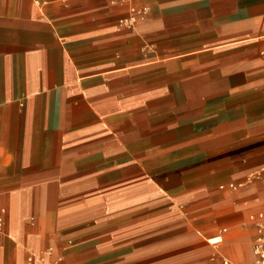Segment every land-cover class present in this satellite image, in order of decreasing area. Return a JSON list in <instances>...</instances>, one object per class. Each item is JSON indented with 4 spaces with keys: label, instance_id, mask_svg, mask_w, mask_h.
I'll list each match as a JSON object with an SVG mask.
<instances>
[{
    "label": "crops",
    "instance_id": "1",
    "mask_svg": "<svg viewBox=\"0 0 264 264\" xmlns=\"http://www.w3.org/2000/svg\"><path fill=\"white\" fill-rule=\"evenodd\" d=\"M112 1L0 0V264L253 263L264 0Z\"/></svg>",
    "mask_w": 264,
    "mask_h": 264
},
{
    "label": "built area",
    "instance_id": "2",
    "mask_svg": "<svg viewBox=\"0 0 264 264\" xmlns=\"http://www.w3.org/2000/svg\"><path fill=\"white\" fill-rule=\"evenodd\" d=\"M125 0H113L112 3H121ZM149 13V8L146 5L130 4L127 8V13L117 20V29L135 30L139 23L144 22ZM264 55V49L261 50ZM258 234L254 244L255 260L253 263L245 264H264V209L259 211L256 215ZM2 217H0V229L2 226ZM28 261H38L41 264H60L61 257L54 253L52 247L40 251L37 254H29ZM222 264H233L228 259L222 258Z\"/></svg>",
    "mask_w": 264,
    "mask_h": 264
}]
</instances>
